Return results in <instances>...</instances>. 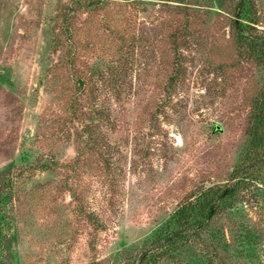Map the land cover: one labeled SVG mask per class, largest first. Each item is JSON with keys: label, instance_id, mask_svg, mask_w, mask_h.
Wrapping results in <instances>:
<instances>
[{"label": "rangeland", "instance_id": "1", "mask_svg": "<svg viewBox=\"0 0 264 264\" xmlns=\"http://www.w3.org/2000/svg\"><path fill=\"white\" fill-rule=\"evenodd\" d=\"M237 1L107 0L74 11L66 31L72 0H0V264H264V165L198 236L143 261L183 198L240 166L243 95L263 87L264 70L231 39ZM252 3L264 35V0ZM179 29L182 72L167 88ZM78 74L90 83L77 103ZM94 105L110 117L93 133L109 166L86 151L75 182L65 165L81 122L99 121ZM75 183L98 225L75 212Z\"/></svg>", "mask_w": 264, "mask_h": 264}, {"label": "trees", "instance_id": "2", "mask_svg": "<svg viewBox=\"0 0 264 264\" xmlns=\"http://www.w3.org/2000/svg\"><path fill=\"white\" fill-rule=\"evenodd\" d=\"M106 1L107 0H72L70 4L65 5V7L61 10L63 11L67 9L62 14V27L68 31L69 24L72 22L71 20L73 18L71 14L74 13V11L80 9L85 12H90L100 3H106ZM252 1L253 0H238L234 7L232 16L227 17V20L230 28L231 39L236 45L240 56L250 59L264 70V35L256 33L254 26L256 21L251 16V13L254 14ZM188 27L189 20L186 19L183 24V29L187 30ZM177 33L182 35L185 34L184 30L182 31L180 29L169 34L171 36V42L174 46V57L171 61L174 65V70H172L168 78L169 85L167 84V88L176 80V78L180 76V73L182 72L180 65H182L181 59L183 57V53L179 51L181 44L180 36L182 35H176ZM120 37L121 44L128 42L127 39L129 38H126L124 35H120ZM131 42L132 39L129 43ZM120 48L123 47L121 46ZM122 53V50L118 51V54L123 55ZM76 58L77 50L75 47L65 49V60L68 64L71 66L75 65ZM159 62L160 64H164V66L165 63H167L166 59L161 54H159ZM72 74L74 75L75 73ZM79 74L76 80L78 82V88L80 89H77V98L74 99V102L77 103L79 102L78 99H80L82 93H84V88L90 83V79H86ZM111 75L114 76L113 73H111ZM243 102L244 105L248 107V111L245 115L246 141L242 155L238 159L240 166L236 167L234 171L229 173L228 179L213 182L206 187L196 186L191 195L183 198L173 212L171 220L172 226L170 227L171 230L165 233V236L162 241H160L159 245H157L155 251L144 253L143 261H151L152 256L155 253L170 252L177 246V248H180L184 245L183 242H186L187 238L191 235V230L195 232L194 236H198L196 235L198 231L204 225H210L209 223L215 214L232 207L231 205L236 199L239 190H245L249 180L251 181L258 178L259 175L257 170L264 165V85L263 87H258L257 89L253 87L252 90L246 91L243 95ZM82 104L84 105V103ZM89 111L93 112L99 121L96 123L81 122V132L84 136L81 144L78 146V153L71 163L65 165L67 170H69L68 172H70L69 177L74 178L73 180L75 182L77 181L79 174L82 173L81 163L86 151L89 152L90 150H99L103 161L102 165L105 168L109 166V158L104 156L106 154H103L97 138L93 137V133L100 129V121L108 122L110 117H108V114L104 113L101 108H97V105L91 107ZM77 120H80V118H77ZM213 127L215 130L218 129V125H214ZM3 179H6V177H3ZM6 181L10 183V177H8ZM76 187V183L75 185H67L70 198L73 202H76V207L74 209L75 212L78 215H84L85 218L90 222H93L94 225H98L95 223L94 218L86 208L83 201V191ZM0 191V194L5 198L7 193H5L4 190ZM225 243L228 244L227 242ZM213 252L214 255L220 259V256L217 255L215 249ZM222 263L220 262V264Z\"/></svg>", "mask_w": 264, "mask_h": 264}]
</instances>
